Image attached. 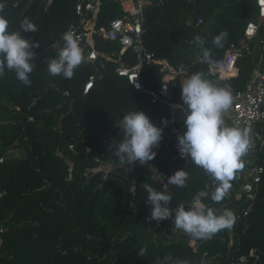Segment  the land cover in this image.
Returning a JSON list of instances; mask_svg holds the SVG:
<instances>
[{
  "label": "trees",
  "instance_id": "obj_1",
  "mask_svg": "<svg viewBox=\"0 0 264 264\" xmlns=\"http://www.w3.org/2000/svg\"><path fill=\"white\" fill-rule=\"evenodd\" d=\"M6 5L0 13L9 23L10 32L21 31L20 24L29 18L37 32H21L30 42L37 59L30 74L31 86L20 82L14 71L5 69L0 75V109L13 112L14 137L25 157L5 156L0 149V264H229L237 255H255L248 264H264V175L258 197L251 212L235 222L231 229L218 232L210 240L190 238L174 230L175 209L188 210L200 191L213 192L217 184L190 160L171 159V151L161 148L153 163L166 175L167 193L173 196L168 205L173 218L160 221L146 219L151 215L147 193L141 188L149 183L158 192L148 164L121 165L109 150L124 139L118 124L129 111L145 113L150 121L163 117L168 123L183 125L185 109L181 100V84L194 73L218 87L241 90L252 75L251 57L237 60L238 74L227 81L209 71L198 61L200 49L189 41L199 35L206 39L212 59L243 37L248 21L256 20V0H168L164 5L147 7L144 44L152 52L155 63L141 70L145 88L157 90L161 61L171 66L182 65L185 73L169 84L171 99L152 101L144 92L129 88L119 78L115 63L108 61L103 77L86 86L95 68L83 62L72 79L50 76L48 62L57 58L55 47L76 18L75 0H0ZM17 4V5H16ZM118 5L105 0L101 24L120 16ZM202 23L194 22L198 18ZM227 32L222 48L212 44L215 36ZM259 36L264 38L263 27ZM107 53L118 50L114 40L99 41ZM118 86L113 90L112 85ZM126 89L127 93L120 95ZM154 125V124H153ZM4 137V135H2ZM6 143L7 140L5 141ZM108 163L115 169L99 167ZM189 174L186 187L168 184L178 170ZM242 170L230 181L231 188L241 183ZM219 215L230 208L229 198L220 203L210 198L202 201ZM229 204V205H228ZM191 239V240H190ZM147 247L145 257L138 250ZM204 262H200L201 255ZM171 259H165L166 257Z\"/></svg>",
  "mask_w": 264,
  "mask_h": 264
},
{
  "label": "clouds",
  "instance_id": "obj_2",
  "mask_svg": "<svg viewBox=\"0 0 264 264\" xmlns=\"http://www.w3.org/2000/svg\"><path fill=\"white\" fill-rule=\"evenodd\" d=\"M5 7L4 3H0V13L4 12ZM8 28V21L0 15V75L5 73V69L14 71L17 79L30 87V74L35 67L31 62L37 59V53L33 49L40 48V44L23 38L21 32L36 33L38 29L29 18H25L20 24L21 31L10 32ZM227 37V32H221L213 38L212 44L222 48ZM62 39L64 45L57 58L48 62L47 71L53 77L62 75L66 79H72L75 70L85 61V56L72 31L64 33ZM189 43L200 49L198 61L210 59L211 50L205 47L206 39L197 35ZM181 89V100L185 109L183 121L187 130L178 136L180 155L203 169L217 187L211 193L198 192L188 210L184 205L178 206L175 209L174 230H181L191 238L206 241L221 230L231 229L236 217L229 209H224L217 215L213 208L207 207L202 201L210 198L214 203H220L223 200L231 187L230 181L245 167L242 157L247 155L251 140L249 129L230 127L224 123L222 117L233 105V96L229 89L218 87L204 78L203 73H194L185 79ZM116 125L124 139L119 145L114 146L112 143L109 150L121 165H133L137 162L144 165L155 158L156 152L153 148L158 147L162 140V129L154 126L145 113L129 111ZM188 179V172L182 169L168 179V184L184 188ZM141 188L148 194L147 203L151 207V215L146 219L159 223L173 218V211L168 207L173 196L166 189L165 192H158L149 183L142 184ZM146 253V246L137 252L142 258ZM179 264H189V261Z\"/></svg>",
  "mask_w": 264,
  "mask_h": 264
},
{
  "label": "built area",
  "instance_id": "obj_3",
  "mask_svg": "<svg viewBox=\"0 0 264 264\" xmlns=\"http://www.w3.org/2000/svg\"><path fill=\"white\" fill-rule=\"evenodd\" d=\"M26 1L33 2V0ZM167 1L112 0L118 5L120 16L110 18L106 20L107 23L101 24L105 0H75L76 18L70 23L68 31L74 33L85 56V62L91 64L98 72L90 77L86 89L91 87L95 80L103 77L101 71L106 70V61H110L115 63V74L119 78L126 79L132 91L147 93L152 101L161 99L167 102L171 99L169 84L185 73V68L181 64L171 66L163 61L159 63L161 77L157 90L145 88L141 80L142 68L155 63L152 52L148 51L144 44V35L147 32L144 25L145 12L149 5L162 6ZM256 5L257 18L247 22L239 42L228 48L221 58L204 61L209 71L217 74L226 87L229 78L238 73L236 64L238 59L244 56L251 57L253 63L252 75L243 89L227 88L232 93L233 105L222 117L227 126L249 129L251 140L247 155L242 157L245 167L242 170L241 183L235 191L230 187L225 194L230 204V208L227 209L234 213L236 221L251 212L264 175V38L259 36V30L264 24V0H256ZM201 23L202 19L199 17L194 25L198 26ZM101 39L117 41L120 46L118 53L108 54L101 50L98 45ZM63 45L64 41H59L55 47L62 48ZM164 121L167 120L163 117L154 120V126L162 129V140L153 151L157 154L163 147L171 151V159L187 161V158L181 157L178 145V136L186 132L185 128L175 122H167L165 125ZM3 160L4 157H0V163ZM153 160L149 161L151 178L159 188L165 189L166 175L158 170ZM2 231L3 228L0 226V233ZM254 255V250L250 249L247 254L232 258L229 264H248ZM204 260L203 254L200 262Z\"/></svg>",
  "mask_w": 264,
  "mask_h": 264
},
{
  "label": "rangeland",
  "instance_id": "obj_4",
  "mask_svg": "<svg viewBox=\"0 0 264 264\" xmlns=\"http://www.w3.org/2000/svg\"><path fill=\"white\" fill-rule=\"evenodd\" d=\"M261 27H263V32H264V24ZM117 86L118 84L115 83L111 87L114 90ZM126 93H127V90L123 89L120 92V95L122 96ZM0 103L5 104V101H0ZM12 115H13V112L0 109V149L3 150V154L5 156H12V157H18V158L25 157L26 151L24 150V148L19 147L18 141L9 143L11 138L14 137L13 128H12V124H13ZM2 135H4V137H2ZM6 140L8 143L5 142ZM99 168L105 171H110V170L115 169L116 166L112 163H108V164L100 166ZM235 190L236 189H234V191Z\"/></svg>",
  "mask_w": 264,
  "mask_h": 264
},
{
  "label": "crops",
  "instance_id": "obj_5",
  "mask_svg": "<svg viewBox=\"0 0 264 264\" xmlns=\"http://www.w3.org/2000/svg\"><path fill=\"white\" fill-rule=\"evenodd\" d=\"M103 40H105V39H103ZM100 41V40H99ZM99 41H98V44H99ZM118 50H119V48H118ZM118 50H116V51H113L114 53H118ZM104 51V50H103ZM105 52V51H104ZM105 53H107V52H105ZM112 53V52H111ZM108 54H110V52L108 53ZM104 61H105V59H103ZM108 61H106V63H107ZM102 72V71H101ZM103 73V72H102ZM238 74V73H237ZM235 77V76H234ZM230 79V78H229Z\"/></svg>",
  "mask_w": 264,
  "mask_h": 264
}]
</instances>
